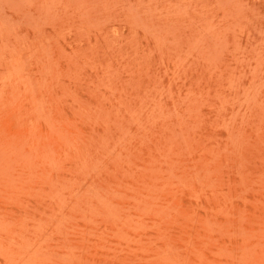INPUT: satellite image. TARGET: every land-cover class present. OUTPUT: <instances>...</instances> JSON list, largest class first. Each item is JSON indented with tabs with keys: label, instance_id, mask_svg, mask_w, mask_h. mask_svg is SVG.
<instances>
[{
	"label": "rangeland",
	"instance_id": "1",
	"mask_svg": "<svg viewBox=\"0 0 264 264\" xmlns=\"http://www.w3.org/2000/svg\"><path fill=\"white\" fill-rule=\"evenodd\" d=\"M7 1L0 264H264V0Z\"/></svg>",
	"mask_w": 264,
	"mask_h": 264
},
{
	"label": "bare ground",
	"instance_id": "2",
	"mask_svg": "<svg viewBox=\"0 0 264 264\" xmlns=\"http://www.w3.org/2000/svg\"><path fill=\"white\" fill-rule=\"evenodd\" d=\"M7 3H11V2H10V0H9V1H7ZM8 5H9V4H8ZM8 5H7V7H8ZM10 6H11V5H10ZM10 9H12V8H10ZM7 22H8V20H7ZM9 25H10V24H9ZM9 27H10V26H9Z\"/></svg>",
	"mask_w": 264,
	"mask_h": 264
}]
</instances>
